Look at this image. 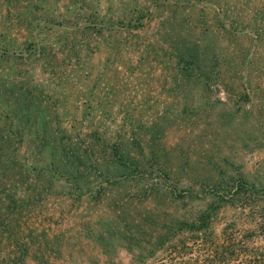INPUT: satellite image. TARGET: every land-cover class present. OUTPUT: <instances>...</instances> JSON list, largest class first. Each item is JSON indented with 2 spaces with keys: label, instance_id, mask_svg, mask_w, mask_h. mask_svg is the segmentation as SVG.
Returning a JSON list of instances; mask_svg holds the SVG:
<instances>
[{
  "label": "rangeland",
  "instance_id": "374dc122",
  "mask_svg": "<svg viewBox=\"0 0 264 264\" xmlns=\"http://www.w3.org/2000/svg\"><path fill=\"white\" fill-rule=\"evenodd\" d=\"M173 13L174 20L163 23L171 28L168 34L150 30L156 43L138 64L130 63L129 49L105 57L101 51L90 57L87 75L78 65L70 70L62 65L58 72L71 86L84 87H74L78 100L121 98L125 115L141 126L112 132L101 124L98 131L107 136L133 131L142 160L162 167L168 178L155 170L142 180L106 182L92 173L79 181L83 192L77 195L72 182L54 176L46 190V176L29 169L41 160L25 139L15 148L21 173L10 169L14 176L0 179V228L7 225L9 233L0 230V256L15 264H155L163 251L154 236L173 219L213 206L217 233L228 224L254 228L250 212L264 217V40L226 36L211 12L201 15L196 6ZM170 36L196 39L205 79L196 69L181 68ZM43 72L35 70L34 76L45 77ZM115 88L120 91L113 96ZM98 108L92 113L100 120ZM230 194L249 205L227 201ZM256 242L264 245V236Z\"/></svg>",
  "mask_w": 264,
  "mask_h": 264
},
{
  "label": "trees",
  "instance_id": "16d2710c",
  "mask_svg": "<svg viewBox=\"0 0 264 264\" xmlns=\"http://www.w3.org/2000/svg\"><path fill=\"white\" fill-rule=\"evenodd\" d=\"M92 1L0 0V179H11L12 169L21 173L15 168V148L25 139L34 143L32 153L41 160L29 169L46 176V190L54 176L72 182L77 195L83 192L79 181L92 173L107 182L119 177L142 180L157 170V175L167 179L162 167L152 168V163L142 160L144 151L133 131L114 133V138L98 131L101 124V130L112 132L141 126L138 119L125 115L121 98L76 99L81 93L74 87H84L71 86L69 77L59 76L61 66L68 64V70L81 66L87 75L95 53L121 55L124 49H129L134 57L130 63L136 65L156 43L152 37L157 34H149L150 30L154 26L155 33L168 34L170 27L163 28V23L173 21V12L179 7H199L201 15L205 10L211 12L226 36L264 40V0ZM234 7L239 11L233 12ZM170 38L181 68L196 69V76L203 78L200 69L205 62L196 39ZM35 70L46 76H34ZM115 90L110 92L113 96L120 91ZM98 107L103 111L100 120L92 113L100 111ZM150 154L156 157L152 150ZM101 188L95 191L99 193ZM226 199L249 205L248 201L237 202L231 194ZM211 209L208 206L189 218L173 219L172 226L162 225L153 243L163 256L155 264H264V245L256 242L264 236L263 212L248 215L254 228L228 224L216 233ZM0 230L9 234L7 225ZM0 257V264H15L8 256Z\"/></svg>",
  "mask_w": 264,
  "mask_h": 264
}]
</instances>
